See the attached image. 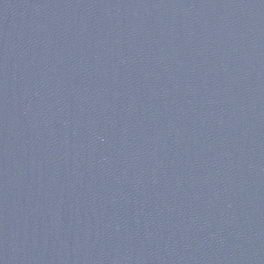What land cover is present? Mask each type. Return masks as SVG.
<instances>
[{
  "label": "water",
  "instance_id": "obj_1",
  "mask_svg": "<svg viewBox=\"0 0 264 264\" xmlns=\"http://www.w3.org/2000/svg\"><path fill=\"white\" fill-rule=\"evenodd\" d=\"M0 264H264V0H0Z\"/></svg>",
  "mask_w": 264,
  "mask_h": 264
}]
</instances>
